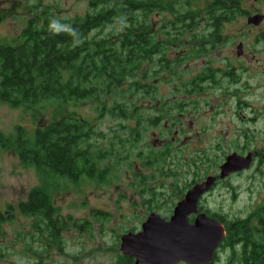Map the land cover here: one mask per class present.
Wrapping results in <instances>:
<instances>
[{
  "label": "trees",
  "instance_id": "1",
  "mask_svg": "<svg viewBox=\"0 0 264 264\" xmlns=\"http://www.w3.org/2000/svg\"><path fill=\"white\" fill-rule=\"evenodd\" d=\"M176 5L170 0H98L92 1L90 11L69 18L58 17L51 8L33 10L20 33L10 43H0L1 102L25 108L45 104L36 106L38 110L53 101L64 108L69 103L91 99L101 103L95 109L101 117L110 116L116 127L111 129L107 145L102 148L98 145L96 150L93 142L102 135L90 121L71 110L58 113L56 118L30 131L17 125L14 139L0 132V146L14 152L22 164L32 166L39 175L40 183L17 206L22 215L36 218L35 226L40 230L31 238L38 240L44 236L45 251L53 245L64 250L62 234L67 227L78 228L80 232L88 229L84 225L86 220L79 224L71 216L60 214L53 202V192L67 187V181L78 183L82 176L103 183L112 170L108 164H102L107 157L115 158V166L120 163L122 152V159L131 170V186L148 211L180 198L197 182L196 177L205 175L216 163L203 151L193 150L182 158L176 140H169L178 115L195 108V99L173 97L158 103L155 85L148 81L162 71L174 72L173 65L181 59L168 60L162 55L153 59V52H162L169 45L168 40L171 44L178 40L183 34L179 28H193L202 11L193 5L184 8ZM211 7L206 11L212 28L208 35H220L224 23L238 12L224 9L223 0H213ZM158 9L172 13L168 25L164 24L176 31L172 35L154 31L150 14ZM113 23H119L120 29L99 34ZM94 30L97 33L89 35ZM152 62L157 69L147 75ZM104 96L112 99L107 102ZM147 99L150 104L139 105ZM149 129H157L155 132L164 142L161 146L150 143L136 149L138 142L147 138ZM190 175L192 180L187 181ZM166 177H173L174 181L160 183L158 187L167 186L169 193L157 192L158 187L152 182ZM206 212L225 224L226 235L217 248L228 250L225 264H264V202L247 216L234 219ZM11 216L0 210V230L2 223L13 219ZM92 216L106 218L98 210H92ZM217 250L208 264L217 261ZM118 257L126 258L121 254ZM127 260L130 263L132 258Z\"/></svg>",
  "mask_w": 264,
  "mask_h": 264
},
{
  "label": "rangeland",
  "instance_id": "2",
  "mask_svg": "<svg viewBox=\"0 0 264 264\" xmlns=\"http://www.w3.org/2000/svg\"><path fill=\"white\" fill-rule=\"evenodd\" d=\"M92 1L94 0H0V41H6L7 38L11 40L19 34L27 18L32 16L33 10L51 8L58 17L69 18L90 11ZM170 1L182 8L193 5L202 9L204 4L203 0ZM200 12L199 15L202 13ZM249 13L251 12L244 13L245 15L243 12L238 13L231 19V23L223 26L222 30L223 35L234 36L235 43L239 39L242 40L245 49L250 51L248 58L252 69L243 75L251 77L252 82L249 86L250 92L246 96L249 106H239L226 88L205 86L202 92L186 93L188 91L183 89L190 88L192 79L200 69L199 60L195 58H186L173 65L174 72L169 69L170 71H162L161 75L150 76L148 79L149 83L155 85L158 103L169 101L173 97L184 98V94L185 101L190 98L195 99L193 105L195 108H189L178 115L179 120L176 125L181 123L179 128L184 132L185 137L181 134L175 146L180 148L178 155L182 158L195 150L199 153L203 151L215 160L216 163L212 164L205 175L196 177L197 181L203 180L208 175H218V165L226 154L235 151L240 144L245 143L250 151L257 150L262 153L255 158L250 168L239 174L232 172L223 179L217 178L215 182L220 181L212 185L213 187L201 200L202 209L219 213L225 219L245 217L257 205L264 202V72H254L263 60L264 50L258 51V48L253 47L255 31L251 30L249 33L246 26V16ZM150 17L156 33L161 35L162 31H169L172 35L176 32L172 27H164V24L168 25V21L172 19L170 11L154 10ZM118 29H120L119 23H113L102 28L99 34H107ZM195 30H200L198 25L192 30L186 29L184 35L182 34L178 40L169 45L171 60L175 61L192 42H196L194 39L196 33L192 35V31ZM95 33L97 31L94 30L89 35ZM229 46L230 44H227L225 51L233 54L235 46H232L233 50H230ZM186 84L188 85L183 88ZM104 99L108 102L112 97L104 96ZM148 100L143 104H150ZM47 104L45 108L37 110L36 106L45 104L39 103L25 108L12 107L0 101V132L14 139L17 125L30 131L36 125H43L50 119L56 118L58 113L71 110L90 121L96 132L102 135L93 142L96 150L98 145L101 148L107 145L111 129L116 128L110 116L101 117L95 109L101 105L98 101L85 99L77 104L69 103L64 108H59L56 101ZM156 130L149 129L147 138L139 141L136 149L150 144L153 141L152 132ZM120 156V163L115 166L114 157H107L102 162L112 168L108 179L103 183L82 176L76 184L67 181V187L55 189L53 202L59 208L60 214L63 217L71 216L79 224L86 220L87 223L84 225L88 229L86 232H80L78 228L67 227L62 234L64 250H58L53 245L46 252L44 247H38L35 238H31L38 229L35 226L38 223L36 218L22 215L16 207L18 202L26 200L29 190L40 183L39 175L32 166L22 164L14 152L0 146V209L8 211L7 214H11L13 218L1 226L0 264H115L117 259L121 258L118 257L121 254L119 235L132 231V228L138 230L141 222L150 212L131 186V170L122 159V152ZM145 171L150 172L149 169ZM180 177L178 179H181L179 180L181 185L183 178ZM191 177V175L187 176V181H191ZM172 181H174L173 177H166L156 178L152 183L158 187L160 183L168 184ZM163 187L156 188L157 192L169 193L167 186ZM179 199L175 197L171 203L167 201V206L162 205L158 210L153 211L168 218L174 203ZM92 210L102 211L106 218L93 217ZM219 249L214 264H225L228 250Z\"/></svg>",
  "mask_w": 264,
  "mask_h": 264
},
{
  "label": "flooded vegetation",
  "instance_id": "3",
  "mask_svg": "<svg viewBox=\"0 0 264 264\" xmlns=\"http://www.w3.org/2000/svg\"><path fill=\"white\" fill-rule=\"evenodd\" d=\"M203 1H204V4L202 7V11H201L202 13L200 12L201 14L198 15L196 22H195V26H194L196 27V25H198L200 29V30H195L196 36L194 37V39H196V42H192V44L189 45L188 49L180 53L177 57V59H181V60L186 59V58L188 59L195 58L199 60V68H200L199 72L192 79L191 84L189 85L190 88L189 89L184 88L188 85L186 84V85H183V88H184L183 90L185 91L195 90L196 92H202L205 86H207V88L208 87L226 88L228 92L231 94L232 98L235 100V102L239 106L240 105L249 106L250 103L247 101L246 96H248L250 92L249 86L252 84V82L250 80L251 77H248V76L244 77L243 75L252 69L251 66L249 65V58H248V56L250 55V51L248 49H245V45L242 40L239 39V41L235 43L234 36L223 35L222 31L220 35H208V32L211 31L212 28H211V19H209V16L206 13V11L207 10L210 11V9L213 8L211 7V3L213 2V0H203ZM263 7H264V0H223L224 9H232V10L237 11L238 13L243 12V15H245L244 13L251 12L247 14L246 16V23H247L246 26L248 27L249 33L251 30L255 31V35L253 36L255 38V43L253 47L254 49L258 48V51L264 50V13H262ZM228 23H231V20H229L228 22H225L224 26ZM167 32L170 33L169 31ZM186 32H187L186 29L183 28V35ZM5 42L10 43V39L7 38L6 41H0V43H5ZM168 42H169L168 44L170 45L171 43L169 40ZM227 44H230L229 46L230 50H233L232 46H235L233 54H231L230 51L229 52L225 51ZM168 46L166 48L164 47L162 52L155 50L153 52V59L155 58L158 59L161 57L164 59H168V60L171 59V53L169 51ZM159 55H162V56L160 57ZM253 55H255V53ZM246 59L248 60V62ZM151 64H153V66H151V68L148 69V72L150 74L153 73V70L157 69L154 67L153 62ZM257 71L260 73L264 72V56H263V60L261 61L260 65L254 72H257ZM183 97L184 98L186 97L185 94L183 95ZM144 102H145L144 100H141L139 102V105H143ZM179 126H181V123H179V125L173 126L172 135L169 137V140L175 142V140H177L181 136V134L184 135L185 137L184 132L181 131ZM152 137H153V141L151 143L155 146H161L165 140L161 138L156 132H152ZM232 152H236L240 155H245L248 152H252V155H253L252 161H254L255 158L259 154L262 155V153L257 150L250 151L249 149H247V145L245 143L240 144L239 147H237L235 151H232ZM244 170L237 171L235 173L239 174ZM216 183L217 182H215L213 186ZM189 188H187L184 191L180 199L184 197L185 192ZM210 189L206 191L204 194H202V196L199 199L198 206H199L200 211H203L202 206L200 205V202L203 199L204 195L210 191ZM176 202L174 203V205L176 204ZM16 207L18 209V206ZM173 207H172V210H173ZM153 210H158V209H153ZM153 210H150V212H155ZM2 212L5 214V216L11 215V214H7L8 211L6 210ZM171 214H172V211H171ZM29 217H32V216H29ZM194 217H195V214H191L188 216L190 221H192ZM4 223H2V225ZM39 230L40 228L37 229L36 234L39 232ZM138 230H132V231H138ZM118 239L120 241L119 237ZM37 241H38V244H37L38 247H43V243L46 242V238L44 236H39ZM122 255L126 256V258L117 259V262H115V264H132L133 263V258L130 263L128 262L129 260H127V258L128 257L131 258V256L124 255L121 253V256Z\"/></svg>",
  "mask_w": 264,
  "mask_h": 264
},
{
  "label": "water",
  "instance_id": "4",
  "mask_svg": "<svg viewBox=\"0 0 264 264\" xmlns=\"http://www.w3.org/2000/svg\"><path fill=\"white\" fill-rule=\"evenodd\" d=\"M252 159V152L227 154L219 165L218 175H208L194 183L174 205L168 218L150 212L140 230L121 234V253L131 256L132 264L210 263L225 235V228L222 221L199 210V199L217 178L223 179L232 172L249 168ZM191 214L195 217L189 221Z\"/></svg>",
  "mask_w": 264,
  "mask_h": 264
},
{
  "label": "bare ground",
  "instance_id": "5",
  "mask_svg": "<svg viewBox=\"0 0 264 264\" xmlns=\"http://www.w3.org/2000/svg\"><path fill=\"white\" fill-rule=\"evenodd\" d=\"M240 171H241V170H240ZM233 173H234V172H233ZM224 228H225V226H224ZM224 231H225V230H224ZM225 235H226V231H225ZM225 235H224V237H225ZM224 237H223V238H224ZM221 241H222V240H221ZM220 243H221V242H220ZM220 243H219V245H220ZM218 247H219V246H218ZM216 250H217V249H216ZM215 253H216V252H215Z\"/></svg>",
  "mask_w": 264,
  "mask_h": 264
},
{
  "label": "clouds",
  "instance_id": "6",
  "mask_svg": "<svg viewBox=\"0 0 264 264\" xmlns=\"http://www.w3.org/2000/svg\"><path fill=\"white\" fill-rule=\"evenodd\" d=\"M58 27H61V26H58ZM62 27H65L66 28L67 26H62Z\"/></svg>",
  "mask_w": 264,
  "mask_h": 264
}]
</instances>
